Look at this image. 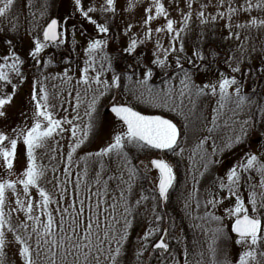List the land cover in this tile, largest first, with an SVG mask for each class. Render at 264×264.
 <instances>
[{
  "label": "snow or ice",
  "instance_id": "6c2138e0",
  "mask_svg": "<svg viewBox=\"0 0 264 264\" xmlns=\"http://www.w3.org/2000/svg\"><path fill=\"white\" fill-rule=\"evenodd\" d=\"M196 0H186V7L188 11L179 9L180 20L177 21L170 18V12L165 6L163 0H152L145 9V18L143 25L145 27L144 39H140L133 34L129 38L126 47L122 49V54L132 55L136 53L138 44H143L145 40H151L153 32L158 34L155 41L152 59L147 62L137 60L134 64H129L123 70H116L113 68V57L107 52L109 45L110 32L108 20L102 22L98 18H94V13L100 12L106 14L111 12L115 15L116 0H105V5L99 9L93 5H86L84 0H72V12L62 18H50L42 29V39L40 35L33 38L27 57H23L16 48L12 39H7L5 43L8 50L0 55V119L7 120L9 118V109L13 106L14 98L17 96L19 88L29 79V74H26L24 67L28 63V58L31 59L32 67H43L44 59L41 55L46 48L53 46L59 48L67 41L69 34L72 36V43L76 44V33L79 31L82 35H86V30L83 23L90 24L95 29V35L89 36L84 52L87 59L84 61L82 68V75L77 84L83 83L89 89L94 82L95 85H103L102 90L98 89L99 97L106 95L112 89H119L121 86L122 76L129 81L133 76L137 75V70L142 69L140 75L142 78L136 81L137 84L143 86L148 96L155 100L160 97V92L153 94V90L148 86V81L153 77L154 71L159 69L166 74L169 70L175 75L170 76V79H175V76H180L181 89L179 90V102L182 105L185 96L191 101L193 92L197 97L210 95L216 96L219 94L217 107L213 109L216 115L213 116L212 126L207 128L208 135L199 140L196 149H202L203 145L208 140H212L211 154L207 150L199 153L201 161H205L202 165L204 171L208 170L210 164L219 163L214 159L217 152H223L225 148H230L234 143H240L246 136L244 125L252 123L251 120L244 121L241 125L239 134L229 135L224 138L222 146L217 147L216 140L213 134L218 131L220 125L217 120L220 118L222 110L226 109L230 103L235 105V109H241L245 106H253L258 101L253 99L252 95L244 92V85L241 80H238L234 73H240L241 67L239 64L233 66V55L225 58L230 69V74L220 71L216 82H205L197 84L193 79L194 72H199L201 66L209 68L211 61L215 59L216 53L206 55L202 46L197 44L191 55H184L185 39L190 31L191 21L193 18V5ZM16 0H0V18H5L13 15ZM210 5L207 3L199 4L196 8V18L201 25H207L210 22H215L217 19H226V27L228 29V36L240 39L239 32H233L232 18L241 13H251L254 9L264 11V0H243V3H227L226 0H218L216 14L207 13L206 10ZM46 7V6H45ZM129 8L134 5L129 4ZM154 13V14H153ZM73 15H79L81 21L71 24L69 28V20ZM43 16V13H41ZM163 17L166 20L165 25L153 29L151 23L154 19ZM264 27V19H258L256 16H249L244 23L236 24V28L249 27ZM133 25L129 24L125 30V34L131 30ZM167 33L169 35L168 47H164L160 42L159 34ZM198 39H203V35ZM175 56L174 60H170L171 56ZM53 56L47 60L48 64H52ZM185 64L190 67H186ZM98 66V68H97ZM90 71L95 73L90 76ZM111 71V80L101 79L103 73ZM264 73V67L259 69ZM58 78L71 82L72 77L69 75V70L65 69L63 74H58ZM49 79L48 76L42 75L34 77L32 80L31 92L26 101L28 106L27 111H21L20 116L22 120L20 123L7 129H0V264H4L5 249L11 242L8 240V233H14L13 239L19 245L17 248V255L22 258V264H38V258L42 251L44 258L48 264H57V251L62 250V259L59 264H66L67 256H74L73 264H80V256L83 255V264H89V256L92 255L93 250L97 253L93 257L95 264H99L100 255L103 254V244L108 242V256L106 259L110 264H118V258L121 256L122 246L127 239L128 230L131 227V221L128 216L133 215V208L125 199L124 190L120 191V199L123 201L124 217L123 228L117 232L109 225L103 233V239L96 236L99 246L93 244L92 228L93 223L97 229L100 228V221L98 214L93 217H87L88 222L85 225V230L81 237L76 231L77 217L85 214V203L83 200L79 202V207H76L75 199L69 203V207H60L61 201L66 200L68 196V183L72 175V166L75 163L79 167V163L73 160V155L80 149L81 146L88 140L89 136L93 134L96 127L97 100L98 96L93 95L87 109L84 113L87 116V123L81 127L76 121L81 120L79 108L81 106L80 92L76 93V103L73 107L74 115L69 116L59 115V111L64 113L68 109L64 107V102L59 105L53 104L50 99V93L44 82ZM233 86H235L233 88ZM11 91H8V88ZM230 88L232 91H230ZM163 92L167 100H174L170 91ZM255 89H252L255 95ZM143 95V93H141ZM71 96V92H69ZM70 104V101H65ZM235 109L233 115H235ZM111 113L119 121L120 127L114 130V134L110 140L98 151L88 152L80 159L84 161L83 175H88L89 161H93L98 166L95 171L96 183L100 184V177L105 173L106 168L115 164V171L119 175L109 176V180H117L121 184L127 185V191H132V181L139 176L147 178V173L152 169L158 171V182L155 184V191L158 192L159 198L163 201L169 199V191L173 188L176 180V174L173 166L164 159L150 160L151 168L140 161L144 165L141 170L133 163V153L141 152L145 149L168 150L174 152L176 155H182L185 149L179 145L181 137V129L171 119H165L159 115H146L140 111L135 110L132 106L126 103H121L112 96V103L110 107ZM260 111L264 114V108ZM225 121L224 127H227ZM67 134L68 148L66 158L63 157V145L61 140ZM187 133H185V136ZM56 145L55 148L51 144ZM23 146V153L25 156V165L19 172L16 180L11 179L15 174V165L18 162L20 146ZM43 151L44 155L48 156L49 161H57L63 165L61 175H57L58 169L55 165L51 168V178L47 182L52 184L57 192H50L43 181L48 178L49 167L44 163H38V152ZM59 155V159H58ZM195 155V153L193 154ZM193 159V157H189ZM195 164V160L193 159ZM254 173L259 175V182L254 183ZM125 175L128 179L125 180ZM204 172H200L203 176ZM75 187L80 185V173L76 174ZM195 179V177H194ZM198 184L199 181L197 180ZM18 186H21L18 188ZM107 185H105V188ZM245 188L248 195H244ZM9 190L12 195H9ZM197 194L199 189H193ZM35 192L38 196H33ZM99 194V193H97ZM23 196V198H21ZM55 197V199H54ZM234 198V199H233ZM147 196L141 195L140 199L135 201V205L139 206L141 201L147 200ZM153 200L157 197L153 196ZM229 201L225 205V201ZM56 204L54 211L60 212V220L56 221L53 216V210H49L51 204ZM196 208L201 207V201L196 199ZM15 205V206H12ZM39 207L40 215H36L35 211ZM99 204H97V208ZM115 211L116 204L111 205ZM191 205L188 200L185 201V208H190ZM203 207L205 209L204 216H195L194 219L201 220L204 223L195 225L198 228L204 229L206 233H210V242L208 244V252L210 253L209 264H264V155H257L255 153H245L235 164L231 165L223 176H216L213 180V185L206 190V196L203 200ZM69 208L74 209L69 212ZM211 208L213 211H208ZM223 209L221 215H217L216 211ZM89 206L88 212H91ZM155 211V209H153ZM19 216L24 214L25 219L19 220L16 225L13 224V214ZM46 215V222L41 220V216ZM70 217V223L67 231H65V217ZM115 220V216L112 217ZM164 217L157 214L152 223L155 227H149L140 238L142 241L141 248L137 252V256H142L143 252L148 249L149 238L159 233V238L151 244V247L158 249L161 255L169 251V242L166 238L169 236L168 229L160 228L159 222L163 221ZM228 219L231 221L230 229L227 228L224 221ZM28 221L32 223L29 224ZM119 223V221H117ZM215 225L214 227L205 228L204 225ZM54 226L59 230L61 235L57 239V233L53 231ZM23 229L27 233V237L19 234V230ZM7 230V231H6ZM111 230V235H110ZM70 233V234H69ZM235 234V237L232 234ZM115 242L116 247L113 249L112 242ZM86 242V243H85ZM234 244L239 246L237 258L229 257L227 245ZM33 244L35 248H33ZM75 250V251H74ZM204 255L203 252L200 253ZM173 264L175 258L173 257ZM185 264H187V249H185ZM196 264H200L199 261Z\"/></svg>",
  "mask_w": 264,
  "mask_h": 264
},
{
  "label": "rangeland",
  "instance_id": "374dc122",
  "mask_svg": "<svg viewBox=\"0 0 264 264\" xmlns=\"http://www.w3.org/2000/svg\"><path fill=\"white\" fill-rule=\"evenodd\" d=\"M84 2L86 5H93L98 9L105 5V0H84ZM151 2L152 0H116L117 11L114 16L111 12L102 14L98 11L93 14L94 18H98L101 22L105 19L108 20L110 32L107 35L111 39H109L107 52L113 57L114 69L117 66L116 70L120 71L125 69L129 64L136 63L138 59L143 63L153 58L152 53L158 37V34L155 32H153L151 40H145L143 44H138L135 54H122V49L127 46L129 38L133 34L137 35L140 39H144V32L146 30L143 25L145 18L144 9ZM163 2L170 12V18L177 21L180 20L179 9H183L185 12L188 11L186 0H163ZM255 2L256 0H253V3ZM204 3L210 5L206 10V14H216L218 0H196L193 5V18L190 31L185 39L186 51L184 55L190 56L197 44L203 47L206 55L210 56L211 53H216L217 55L211 61L209 68L201 66L199 72H194L193 79L197 84H202L205 82H216L220 71L230 74V69L227 63H225V58L233 55V66L239 64L241 67V72L234 73V75L237 76L238 80L243 82L244 92L252 95L253 99L258 101L256 105L251 107L245 106L241 109H235V105L230 103L226 109L222 110L220 118L217 120L220 128L213 134L217 147L222 146L223 140L227 136L239 134L244 121L251 120L252 123L243 126L246 136L240 143H234L232 147L225 148L222 153L217 152L214 159L218 160L219 163L210 164L206 172L202 166L205 161L200 160L199 153L207 150L211 154L212 140H208L202 149L199 150L196 149V145L200 139L208 135L207 128L212 126L213 116L216 115L213 109L217 107L219 94L216 96L204 95L197 97L193 92L191 101L186 95L181 105L179 102V90L182 87L180 76L170 79V76L175 75L171 70L166 74L156 69L153 77L148 81V86L152 88L153 94L160 92V97L153 100L148 96L146 89L136 83L138 79L142 78L140 75L142 69H138L137 75L133 76L131 81L122 76L119 89H112L106 95L99 97L98 89L102 90L103 85L97 86L93 82L89 89L83 83L77 84L82 75L81 70L84 67V61L87 59L84 48L87 45L89 36L95 35L94 27L87 23H83L87 34L82 35L78 31L76 33L75 45L72 43L71 34H69L64 45H61L59 48L50 45L49 48H46L45 52L41 54L44 59L43 67L37 66L34 69L32 67L34 62L28 58V63L24 67V70L26 74H29V79L19 88L17 96L14 98L13 106L9 109V118L7 120L0 119V129H7L21 122L22 117L20 116V112L28 110L26 101L31 92L32 80L34 77L42 75L49 77L44 84L50 93L51 102L57 105L58 111L59 105L62 102H64V107L68 109L67 113L59 111L60 116L67 114L71 118L74 115L73 107L76 103V93L77 91L80 92L82 103L79 108V114L81 120L76 121V123L80 124L81 127L87 123L88 118L84 113L88 103H90L93 95L98 96L97 113L95 114L96 127L93 134L89 136L88 140L73 155V160L78 162L80 166L77 167L75 163L72 166V175L67 185L68 196L66 200L61 201L60 207H69V203L75 199L76 207L78 208L79 202L81 200L84 201L85 214L77 217L76 226V231L81 237L88 222L87 217L91 215L93 220H95V216L98 214L100 228L97 229L93 223L92 240L94 245L99 246L96 236L99 235L103 239V233L109 225L117 232L123 228L125 213L123 201L120 199V191L124 190L125 199L128 200L129 205L133 208V215L128 216V219L131 221V227L128 230L127 239L122 246L118 264H173V257L175 258V264H185V249H187V264H196L197 261L200 264H209L210 253L208 252V244L211 234L206 233L202 228L196 227L195 225L204 222L194 219L197 215L204 216L205 214L203 200L206 196V190L213 185V180L216 176H223L226 170L240 160L245 153L264 155V114L260 111L261 108H264V73L259 71V69L264 67V27L253 26L243 29L235 27L236 24L244 23L249 16L264 19V11L254 9L251 13H241L232 18V31L239 32L240 34V39L237 40L235 37L228 36V29L225 26L226 19H217L215 22H210L207 25L200 24L196 18V8L199 4ZM227 3H243V0H226ZM129 4L134 5V7L129 8ZM72 8V0H16L13 15L0 18V55L8 50L5 41L12 39L17 51L23 57H27L33 38L40 35L42 39V29L46 25V22L50 18L65 17L72 12ZM41 13H43V16H41ZM81 20L82 18L79 15H73L69 20V28H71L72 23ZM165 23V18L159 17L152 21L151 27L155 29L165 25ZM129 24L133 25V27L125 34V30ZM201 34L203 35V39H198ZM159 39L165 48L168 47L169 35L167 33L159 34ZM64 46L66 47L65 51H63ZM50 56L54 57L52 64L47 63ZM174 59V55L170 57V60ZM185 66L190 67L187 64ZM65 69L69 70V75L72 77L71 82L58 78V74L62 75ZM246 70H248V75L245 73ZM89 75L94 76L95 73L90 71ZM111 76L112 72L107 71L102 74L101 79H108L110 81ZM252 89L256 90L255 95H253ZM161 90L164 92L170 91L174 100H167ZM8 91H11L10 87ZM230 91H232L231 88ZM69 92H71V96H69ZM113 95L121 103H126L143 114L159 115L171 119L181 129L179 145L185 149L182 155H176L172 151L161 154L152 150L133 153V163L141 170L144 167V165L140 164L141 160L149 168H151L150 160L157 158L164 159L173 166L176 180L169 192V199L166 202H162L154 190L155 184L158 182V173L154 169L147 173V178L142 175L132 181L133 187L131 193L126 190V184H121L117 180H109V176L119 175L115 171V164L106 168L105 173L100 177L99 185L96 183L95 177V171L98 170V166L93 162L95 158L89 161L88 175H83L84 161L80 158L84 157L88 152L98 151L100 147H103L110 140L114 134V130L120 127L119 121L112 116L105 115V111L111 107ZM65 101H70V104ZM231 109H235V115H233ZM225 121H227V127H224ZM185 133H187L186 136ZM61 144L64 149L63 157L66 158L68 148L67 134L61 140ZM51 147L55 148L56 145L52 143ZM194 153L195 155H193ZM38 156L42 157V159H38V163L42 162L49 167L48 178L43 181V186L50 192L55 193L58 189H54L52 184L47 182V179L51 178V168L53 165L58 169L57 175H61L63 165L57 161L50 162L48 156L43 154V151L38 152ZM190 156L195 160V164L193 163V159L189 158ZM24 165L25 156L23 146L21 145L18 162L15 165L16 172L11 176V179L16 180L18 178L19 172L23 169ZM78 172L80 173L81 182L79 187H75L76 174ZM200 172H204V175L200 176ZM0 175H3V172H0ZM254 177V183L258 184L259 175L254 173ZM62 178L63 176L61 175ZM127 179L128 177L125 175V180ZM197 180L199 181L198 184L196 183ZM105 185H107L106 188ZM194 187L199 189L198 194L193 191ZM8 194L12 195L10 190ZM141 195L147 196L148 199L141 201V204L136 206L135 201L140 199ZM244 195H248L246 188ZM33 196L38 199L35 192H33ZM153 196H156L157 199L153 200ZM197 198L201 201L199 209L196 208L195 203ZM186 200L190 203V208H185ZM113 203L116 204L115 211L111 207ZM97 204H99L98 208ZM228 204L229 201L226 200L225 205ZM89 206L91 207V212H88ZM56 207V204L53 203L49 206V210H53L54 219L59 221L61 213L54 211ZM208 211L213 210L209 208ZM69 212L74 213V209L69 208ZM222 213V208L216 211L217 215H221ZM35 214L40 215L39 207H37ZM157 214L164 217L158 226L169 231V236L166 238L169 242V251L161 255L160 251L152 250L151 244L159 238V233H157L149 238L148 249L143 252L142 256L138 257L137 252L140 250L142 244L140 238L149 227L156 226L152 221H154ZM113 216H115V220L112 219ZM24 219L23 213L19 216L14 213L12 222L16 225L19 220ZM41 220L46 222V215L41 216ZM28 223L31 224L32 222L28 221ZM69 223L70 217L66 215L64 222L65 231H67ZM224 223L230 229L231 221L225 219ZM214 226L204 225L205 228ZM53 231L57 233V239L61 235H64L55 226ZM19 234L27 237V233L23 229L19 230ZM13 236L14 233H8V240L11 243L6 246L4 264H22V258L17 255L19 245L14 241ZM232 236L235 237L234 234ZM108 246V242L106 241L103 244L104 252L100 255L99 264H110V261L106 259L108 256ZM111 246L113 249L116 247L114 241L111 243ZM33 248H35L34 244ZM227 248L229 257L236 259L239 246L230 243L227 245ZM55 250L57 251V264H59V261L62 259V250L59 248ZM201 252L204 253L203 256L200 255ZM96 255L97 253L93 250L92 255L89 256V264H95L93 257ZM83 260L84 257L81 255L80 264H83ZM73 261L74 256H67L66 264H73ZM38 264H48V261L44 258L43 251L38 258Z\"/></svg>",
  "mask_w": 264,
  "mask_h": 264
},
{
  "label": "water",
  "instance_id": "95a60500",
  "mask_svg": "<svg viewBox=\"0 0 264 264\" xmlns=\"http://www.w3.org/2000/svg\"><path fill=\"white\" fill-rule=\"evenodd\" d=\"M106 113L107 114H109V113H111V111H110V109L109 110H107L106 111ZM111 114H113V113H111ZM114 115V114H113ZM162 117V116H161ZM164 118V117H163ZM165 119H167V118H165ZM153 150H156V151H158V152H168V150H158V149H153ZM157 171V170H156ZM157 173H158V171H157ZM162 199V198H161ZM163 201V200H162ZM163 202H165V201H163ZM153 251H160V250H158V249H154L153 248Z\"/></svg>",
  "mask_w": 264,
  "mask_h": 264
},
{
  "label": "trees",
  "instance_id": "16d2710c",
  "mask_svg": "<svg viewBox=\"0 0 264 264\" xmlns=\"http://www.w3.org/2000/svg\"><path fill=\"white\" fill-rule=\"evenodd\" d=\"M211 45H212V43H211ZM211 45H208V46H211ZM208 48V47H207ZM56 55H57V53H56ZM247 75H248V70H246V72H245ZM264 84V83H263ZM255 87H256V84H255ZM263 88H264V86H263ZM264 90V89H263ZM262 94H263V91H262ZM145 150H148V149H145Z\"/></svg>",
  "mask_w": 264,
  "mask_h": 264
},
{
  "label": "flooded vegetation",
  "instance_id": "af4514ba",
  "mask_svg": "<svg viewBox=\"0 0 264 264\" xmlns=\"http://www.w3.org/2000/svg\"><path fill=\"white\" fill-rule=\"evenodd\" d=\"M66 46V45H65ZM65 49H66V47H65ZM116 69H117V66H116Z\"/></svg>",
  "mask_w": 264,
  "mask_h": 264
}]
</instances>
